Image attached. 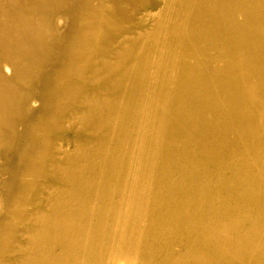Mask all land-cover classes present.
Masks as SVG:
<instances>
[{
	"label": "bare ground",
	"instance_id": "6f19581e",
	"mask_svg": "<svg viewBox=\"0 0 264 264\" xmlns=\"http://www.w3.org/2000/svg\"><path fill=\"white\" fill-rule=\"evenodd\" d=\"M110 263L264 264V0H0V264Z\"/></svg>",
	"mask_w": 264,
	"mask_h": 264
},
{
	"label": "rangeland",
	"instance_id": "374dc122",
	"mask_svg": "<svg viewBox=\"0 0 264 264\" xmlns=\"http://www.w3.org/2000/svg\"><path fill=\"white\" fill-rule=\"evenodd\" d=\"M129 5H125V8L128 9ZM2 68H4V64L1 65ZM31 107L33 111L38 107V102L36 99L32 100ZM113 264V263H110Z\"/></svg>",
	"mask_w": 264,
	"mask_h": 264
}]
</instances>
